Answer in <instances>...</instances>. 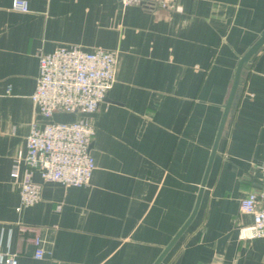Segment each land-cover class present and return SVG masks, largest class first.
<instances>
[{
	"label": "crops",
	"instance_id": "1",
	"mask_svg": "<svg viewBox=\"0 0 264 264\" xmlns=\"http://www.w3.org/2000/svg\"><path fill=\"white\" fill-rule=\"evenodd\" d=\"M0 0V246L18 264H154L190 217L239 58L264 30V0H179L170 10L119 0ZM116 53L114 82L87 119L95 170L86 187L43 182L17 210L13 159L30 126L38 54L58 47ZM264 47L242 71L198 210L159 264H264V238L239 201L264 195ZM23 169V164L20 165ZM44 255L34 258V239ZM227 237L220 246L219 241Z\"/></svg>",
	"mask_w": 264,
	"mask_h": 264
},
{
	"label": "built area",
	"instance_id": "2",
	"mask_svg": "<svg viewBox=\"0 0 264 264\" xmlns=\"http://www.w3.org/2000/svg\"><path fill=\"white\" fill-rule=\"evenodd\" d=\"M125 7L173 9L179 0H119ZM11 9L26 13L24 0H14ZM116 53L103 49L82 51L75 46L58 47L50 53L38 54V76L31 101L41 117V127L30 126L25 151L16 153L10 178L19 189L20 209L40 200L41 186L33 181L38 172L43 182L65 187H86L95 170L90 144L95 135L87 119L65 123L50 121L55 113L90 115L104 101L114 82ZM23 164V169L20 165ZM261 173L264 185V163L252 165ZM240 213L250 215L252 222L239 229L242 240L264 238V195L249 192L239 201ZM34 258L44 252L41 239H34ZM0 264H18L15 254L2 251Z\"/></svg>",
	"mask_w": 264,
	"mask_h": 264
},
{
	"label": "water",
	"instance_id": "3",
	"mask_svg": "<svg viewBox=\"0 0 264 264\" xmlns=\"http://www.w3.org/2000/svg\"><path fill=\"white\" fill-rule=\"evenodd\" d=\"M262 47H264V30L262 31V33L260 34L258 39L246 51V53H244V55L239 58V61H238L237 66L235 68L233 84H232L227 102L224 106L223 117H222V120L220 123V127L218 129L217 135H216V139H215L213 149H212V152L210 155V159H209V162H208V165L206 168V172H205L204 178H203L202 183H201V187H200L198 195H197V199H196L194 209H193L190 217L188 218V220L184 223V225L181 227V229L178 231V233L173 237V239L170 241V243L163 249L162 253L158 257V259L154 262V264H159L161 262V260L164 258V256L168 253V251L172 248V246L175 244V242L179 239L181 234L185 231L187 226L190 224V222L192 221V219L194 218V216L198 210V207H199V204H200V201L202 198L203 189H204V186L206 184V179H207V176H208V173L210 170V166L212 164L214 155L216 153V148H217L219 138L222 134V131H223L228 113H229L231 106L233 104V101L237 95L238 87L240 85V79H241L242 71L245 69V67L250 63V61L254 58V56L258 53V51ZM226 238L227 237H224L219 241L220 246L225 242Z\"/></svg>",
	"mask_w": 264,
	"mask_h": 264
},
{
	"label": "rangeland",
	"instance_id": "4",
	"mask_svg": "<svg viewBox=\"0 0 264 264\" xmlns=\"http://www.w3.org/2000/svg\"><path fill=\"white\" fill-rule=\"evenodd\" d=\"M55 120L58 122H63V121H66V117H64L63 115H60V116L55 117Z\"/></svg>",
	"mask_w": 264,
	"mask_h": 264
}]
</instances>
